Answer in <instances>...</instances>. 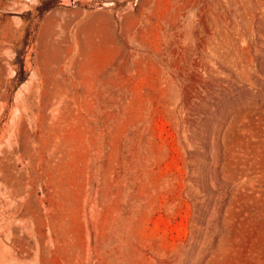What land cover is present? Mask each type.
<instances>
[{"label": "rangeland", "instance_id": "obj_1", "mask_svg": "<svg viewBox=\"0 0 264 264\" xmlns=\"http://www.w3.org/2000/svg\"><path fill=\"white\" fill-rule=\"evenodd\" d=\"M0 264H264V0H0Z\"/></svg>", "mask_w": 264, "mask_h": 264}]
</instances>
